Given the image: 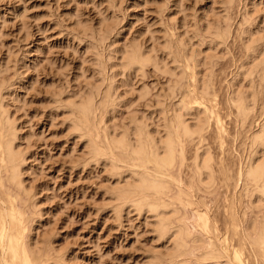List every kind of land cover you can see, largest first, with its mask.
<instances>
[{"label": "rangeland", "instance_id": "374dc122", "mask_svg": "<svg viewBox=\"0 0 264 264\" xmlns=\"http://www.w3.org/2000/svg\"><path fill=\"white\" fill-rule=\"evenodd\" d=\"M217 17H227L231 30L228 39L218 44L198 35L208 20ZM101 21L108 26L98 30L104 26ZM247 26L264 37V0H0V88L15 125V143L24 156L21 178L27 192L21 190L25 203L20 206L29 218V238L42 242L45 249L51 244L55 250L46 264H152L150 257L165 251L169 243L158 236L151 212L114 203L117 173L92 159L86 135L84 138L70 127L74 115L67 107L87 91L106 90L112 83L117 105L107 114L109 127L122 129L132 117L156 126L164 107L172 116L181 99L194 89L192 78L182 74L173 58L182 47L190 53L200 46V59L209 57L210 68L204 65L207 59H201L198 77L207 70L211 73L213 89L207 104L221 121L211 117L204 139L194 136V142L186 144L181 176L188 183L194 174L197 149L209 150L214 157L215 180L209 186H197L195 206L209 212L213 233L223 240L228 237L233 245L230 249L245 243L241 230L264 218V203L251 202L247 193L252 187L236 178L240 159L249 151L246 136L264 119V99L260 98L244 124L237 123L236 107L228 99L233 84L247 89L254 83L264 92V71L254 73L253 82L242 72L244 65H251L248 39L243 35ZM135 42L157 50L160 58L168 56V64L123 72L117 63L118 51ZM176 79L182 86L178 83L175 88L179 91L174 93ZM140 90H145L142 95ZM222 167L227 169V179ZM186 208L183 211L181 207L177 216H185L190 230L197 234L190 224L193 211ZM246 244V264H264L261 255L255 260L258 249L252 252L248 241ZM194 258L190 262L199 264L195 260L200 259ZM225 261L219 264L230 263Z\"/></svg>", "mask_w": 264, "mask_h": 264}, {"label": "bare ground", "instance_id": "6f19581e", "mask_svg": "<svg viewBox=\"0 0 264 264\" xmlns=\"http://www.w3.org/2000/svg\"><path fill=\"white\" fill-rule=\"evenodd\" d=\"M226 18L220 19L217 17L215 20H208L202 26L203 28L201 27L198 35L200 34L206 39L208 36L211 41L217 44L226 41L231 31L230 24H227L229 22L227 21L228 18ZM105 22H102L104 26H100L98 30H101V28L104 29L103 27L105 26L107 28L108 24ZM82 27L84 28V26ZM243 29V35L246 34L248 39L246 48L248 49V61L251 62V65L249 68L244 65L242 69L245 71L242 72H245V75L250 77L253 82V74L258 73V71H264V37H260L261 35H258V31H252L249 26ZM204 38L200 39L203 40ZM198 47V51L192 50L190 53L182 47L174 55L173 58L175 60L172 58L179 63H176V65H178V69L180 67L179 70H181L182 74L185 73L184 76H188L190 79L192 78L191 80L194 82V87L192 85V88L194 89L193 91L191 90L193 93L190 91L187 96L181 99L178 104L179 106H177V103V107L173 106L176 109L172 116L168 115L165 110L166 107L163 106L164 108L160 113L162 115L161 122L159 124L157 123L158 125L156 124V126L151 127L150 124L152 122L149 124L146 121L147 119H144V121L138 117H132L130 122L127 125L125 124L122 129L120 127H109L107 123L109 119L106 121L107 114L111 111L113 112L117 105L115 86L110 83L111 85L106 90L104 89L105 91L100 88L91 89L89 92L84 93L78 101L74 100L68 105L69 107L67 108H70L72 112L70 114L74 115V118L71 119L72 123H70L72 125L70 124V127L74 126L77 131L83 134L82 137L86 135L85 137H87V142L90 146L88 152L95 157L92 158L93 160L97 159L98 162L102 161L105 168H110L112 172L114 171L112 174L117 173L116 176L118 178L116 182L120 185L113 187L114 189L112 191L114 193L112 195L114 203H121L123 205H120V207L124 206L125 208L126 206L128 209L131 206H135L141 211L151 212L153 217H156L154 221L155 230L158 231V236L165 237L169 244L167 243L168 245L166 246L167 249L165 247V251L150 257L153 258L150 261L152 264H179L180 262L191 264L192 262L190 261H192L193 257L200 259L195 260L197 263L200 261L199 264H205V262L207 264L210 262L211 264H219L222 260H227V263L230 262L229 264H246V259H244L245 251L243 250V245H247L246 241L252 247H250L252 252L258 249L256 251L260 253L258 255L256 252L254 255L255 260L259 259L260 257L258 258V256L261 255V259L259 260H263L264 262V218L259 222H250L248 226L246 225L247 227H244L245 229L243 228L241 230L242 233L244 230L243 237L246 239L245 241L243 238V242L245 243L241 245L242 248L240 246L230 249V246L232 247L233 245L229 244L230 239L228 237L223 240L219 238V233L218 235L217 233H215L216 235L213 233L214 227L209 212L207 210H199L195 206L197 201V186L199 184L208 185L215 180L216 170L213 164L214 157L210 154L209 150L203 148V150L197 149L195 157L193 156L194 172L191 171L194 174H192L188 183L181 176L180 168L182 169L181 165L183 166V162L185 164L186 146L191 140H194V136L200 139V141L203 140L204 131L211 117L216 118L217 116V113L215 114L216 110H212L213 107L210 108L207 104V100L211 98L209 95H211L213 89L211 73L207 74L209 72L207 70L206 74L203 73V77H198V65H200L202 59H200L202 50L200 46ZM167 48H170V51L167 53L171 54V46L168 45ZM118 54L119 58L117 63L122 66L123 72L126 69L132 72L144 71L148 65L158 66L161 63L166 65L168 57L163 55L160 58L157 50L154 51L153 48L148 50L140 42H135L120 49ZM206 59L205 57L204 60ZM207 60L204 63L206 67L210 63L209 57ZM243 63L245 64L244 61ZM163 64L162 66H164ZM100 67L103 66L100 65ZM208 67L210 68V66ZM182 74L179 72L180 76ZM180 76H178L179 79L181 78ZM181 80L176 79L175 84L172 85L174 93L176 90L175 86H178ZM253 84L247 89L238 88L235 84L231 86L228 99L230 105L236 107L235 116L237 123L244 124L249 114L258 106L260 98L264 99V92L259 91ZM111 86L112 89L110 88ZM145 90H142L143 93ZM170 90L169 92H172ZM139 93L141 95L143 94L141 90ZM3 94L2 88H0V264H46L54 256L53 253L55 250L53 246H50L51 244L45 249L42 246L43 244H41L42 242L40 243L39 240L35 238L31 239L28 236V233L31 232L28 227L30 224H27L28 215L24 207L20 206L21 203H25L21 190L23 189L27 192L26 186L24 187V182H22L23 178H21L24 156L17 147V143H15V125L5 105ZM262 95L263 97H261ZM219 118V116L218 119L216 118L218 122L221 121ZM221 128L224 130V127ZM246 137L248 140L246 144L249 146V151L247 149V156L245 155L240 159L236 178L241 179L244 185L250 184L252 187L250 191L248 189L249 193H247L251 202L257 201L262 204L264 203V119ZM86 145L89 148L88 144ZM197 147L200 146L198 145ZM225 169L221 172H223L227 179L228 173L225 172L227 170ZM123 181L124 183H122ZM6 183L15 186L17 190L7 188ZM181 207L182 210L186 207L192 209L194 218H190V224L197 231H195L197 234L192 233L193 229L190 230V226L188 225L189 220L185 216L180 217L182 216L180 214L179 217L177 216ZM120 209L118 207V211ZM234 227L239 228V224L235 225L234 223Z\"/></svg>", "mask_w": 264, "mask_h": 264}]
</instances>
